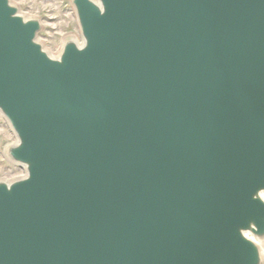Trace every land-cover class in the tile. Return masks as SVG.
Returning a JSON list of instances; mask_svg holds the SVG:
<instances>
[{"label": "water", "instance_id": "95a60500", "mask_svg": "<svg viewBox=\"0 0 264 264\" xmlns=\"http://www.w3.org/2000/svg\"><path fill=\"white\" fill-rule=\"evenodd\" d=\"M71 3L0 0V264H264V0Z\"/></svg>", "mask_w": 264, "mask_h": 264}, {"label": "rangeland", "instance_id": "374dc122", "mask_svg": "<svg viewBox=\"0 0 264 264\" xmlns=\"http://www.w3.org/2000/svg\"><path fill=\"white\" fill-rule=\"evenodd\" d=\"M26 18L37 19L41 29L37 41L53 57L58 56L68 39L81 43L71 0H10ZM16 138L6 120L0 115V181L10 182L24 175L23 169L8 161L5 150L15 144ZM264 258V243L261 245Z\"/></svg>", "mask_w": 264, "mask_h": 264}]
</instances>
